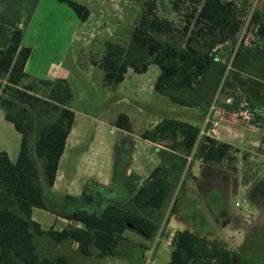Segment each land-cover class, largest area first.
<instances>
[{"label": "trees", "instance_id": "1", "mask_svg": "<svg viewBox=\"0 0 264 264\" xmlns=\"http://www.w3.org/2000/svg\"><path fill=\"white\" fill-rule=\"evenodd\" d=\"M59 1L65 2L80 20L88 18L89 11L84 5L73 0ZM185 1L191 15L180 19L183 21L179 36L173 35L177 31L174 21L154 13L155 1L149 0L148 9L130 30L128 44L106 43L98 63L103 70L104 85L121 82L128 68L143 73L149 65L155 64L159 74L154 90L174 103L194 104L186 100L184 91L195 92L218 57L220 45L228 46V50L232 48L233 38L244 28L248 12L244 5L232 0ZM247 26V30L252 29L255 48H264V13L251 12ZM158 34L166 35V39ZM22 37L20 29H13L9 44L0 49V109L4 119L20 135L15 162L0 150V264H70L63 255H42L38 239L43 236L54 243L77 242L84 255L94 246L100 256L113 253V247L123 239V232L130 229L127 224L134 227L130 230L154 238L173 193L182 184L184 156L195 149L203 161L220 162L227 155L229 144L207 136L199 137L200 129L189 123L162 119L140 137L151 142H168L169 148L180 154L169 153L175 158L177 169L171 162L168 168H155L140 185L127 180L124 196L93 181H88L77 196L51 194L73 125L72 93L64 79H37L26 75L24 67L30 48L21 45ZM199 38H205L204 47L198 44ZM179 40H183V44ZM246 51L248 49L233 53L232 66L234 59ZM231 54L228 51L227 55ZM221 69H226L224 63ZM230 94L233 103L224 105L228 111L236 108L245 96L244 91L241 95ZM245 99L249 104V99ZM113 124L126 129L128 118L120 113ZM33 208L51 212L80 227L67 225L59 231H44L31 218ZM215 238L213 232L177 230L171 239L168 264H211L212 261L233 264L231 251L215 243Z\"/></svg>", "mask_w": 264, "mask_h": 264}, {"label": "rangeland", "instance_id": "2", "mask_svg": "<svg viewBox=\"0 0 264 264\" xmlns=\"http://www.w3.org/2000/svg\"><path fill=\"white\" fill-rule=\"evenodd\" d=\"M90 1L92 2L91 15L86 23L88 32L92 28L94 38L89 39L85 44L75 45L79 54L78 70L73 72L66 81L72 93L70 107L75 113L74 130L71 135L74 137V147H71L70 142L67 143L59 160L58 181L51 190L56 194H73L79 189L81 179L92 172H99L108 178L111 176V172L115 170L116 166L113 165L114 160L113 164L111 163L110 157L115 144L121 142V131L113 126V121L119 113H128L133 121V129L137 131L147 128L150 122L148 118H152L151 114H166L158 111L161 104L157 99H163L170 103L166 95L153 89L154 81L159 74V68L155 64H151L143 73H135L128 69L121 82L110 86L104 85L103 70L98 64L107 42H115L124 46L128 44L130 30L142 13L148 9L149 0ZM101 1L104 4H101ZM154 1L153 12L172 19L177 30L173 35L179 36L183 21L180 19L184 15H191L188 2L185 0ZM258 7H261V3ZM52 14L58 18L56 8L52 9ZM249 15L248 13L245 17L242 31L233 38L231 53L249 50L250 47L255 48L252 44V29L247 30ZM158 36L166 39V35L164 37L163 34H158ZM204 39L199 38L198 40L201 47L205 46ZM179 41L181 44L184 42L183 40ZM227 47L220 45L218 55V57H225L223 63L226 65V69L224 71L221 69L220 73L219 62L216 59L213 60L204 78L205 89L210 88L219 80V87L214 94V96L217 95L218 102L225 95H230V92L241 95L244 91V99L247 97L250 101L264 106V49L240 53L234 59L232 66L233 54L227 55L229 51ZM169 115L172 116L171 113ZM254 116V122L259 123V130H253L237 123L232 109L229 110L227 118L238 124L235 128L244 135L243 146L238 148L229 145L228 153L221 162V168L229 169L228 179L235 177L239 185L245 187V196L242 195L238 198V202H242L244 207H249V202L251 203L254 197L264 194V142L261 141L257 149L252 152L245 151V148H251L248 140L264 139V113L257 110V114L254 113ZM164 142L163 144L166 145ZM141 143L142 141H139L136 144L138 154H142L140 152ZM19 147L20 135L4 119L3 110L0 109V150L8 154L11 162H15ZM115 161L117 165L118 161ZM114 173L115 171L113 175ZM222 173L224 179L226 174ZM113 185L115 192H118V187L115 186V183ZM243 206L239 210H243ZM261 206L264 210V204ZM241 216L244 219L240 220V218H234L235 215H231L232 223H229L228 220H225L226 223L217 221L221 230L230 231L240 224L243 229L234 233L233 236L227 234V238L222 233L213 232L216 234L214 242L225 245L231 251L235 263L240 259V264H264V229L249 227L254 221L252 214ZM32 218L39 222L42 228L59 227L53 224V215L45 210L33 208ZM124 232L127 244L124 243L121 249L118 248L120 254L124 256L114 260L117 261V264H149L145 260L148 253L143 257L139 242L145 243L150 249L152 264H168L172 246L167 243V238L149 239L130 229H126ZM48 241V238L45 237L38 239L39 245L47 247L41 248L44 252L49 255L56 254L54 249L48 248ZM66 254L69 260L76 264H82L84 261L79 255ZM97 257L93 252L88 260L92 264H98L100 261L98 262L99 257ZM211 264L215 263L212 261Z\"/></svg>", "mask_w": 264, "mask_h": 264}, {"label": "crops", "instance_id": "3", "mask_svg": "<svg viewBox=\"0 0 264 264\" xmlns=\"http://www.w3.org/2000/svg\"><path fill=\"white\" fill-rule=\"evenodd\" d=\"M73 1L84 5L88 9L89 16L86 20H80L65 2L59 0H0V49L6 48L9 44L11 31L13 29H20L23 33L21 45L30 48V54L24 67V71L29 78L51 80L64 79L67 81L68 77L78 70L79 54L78 48H75V45L78 43L85 44L89 39L91 40L94 38L92 28L89 30L90 32H88V25L86 23L91 15L90 7L92 2L90 0ZM232 1L238 5H244L249 14L253 11L264 13V0ZM260 3L261 7H258ZM101 4H104V2L101 1ZM55 8L58 11V18H55L54 14H52V9ZM231 49L232 48H230L229 51H231ZM254 49L264 48L250 47L248 51ZM224 58V56L216 58L219 62L220 73ZM204 78L195 92L190 94L184 91L185 93H183V95L186 96V100L193 101L194 104L192 105L177 104L170 99V103H167L163 99H157L161 104L158 111L166 114H151L152 118H148L150 122L147 128L137 131L134 130L131 116H129L128 113H123L128 118V127L126 129H121L115 126L121 131V142L115 144L110 157L111 163L113 164L114 160L113 165L116 166L115 170H113V172L115 171L114 175L113 172H111L109 178L99 172H92L90 175H85L80 181L79 189L71 195H79L84 185L88 181H93L102 187L112 190L119 196H124L127 193V180L132 179L134 184L140 185L143 180L149 177L150 173L155 168L164 166L168 168L171 162L174 166L177 165V169L178 164H176L175 158L169 156V153L180 155L179 152L172 151L169 148V143L166 141L164 142L166 145L163 144V141L151 142L141 138L140 134L145 130L153 129L162 119L183 121L200 129L205 118L206 102L214 96L220 83L218 80V82L213 84L210 88L205 89ZM248 101L251 110L256 113L257 110L264 113V106L250 100ZM70 109L72 110L71 107ZM169 113H171L172 116L169 115ZM236 125L238 126V124L225 115V119L221 122L218 130L219 134L217 141L238 148L241 145L243 146L242 139L244 135L235 128ZM73 130L74 124L66 138L65 146L70 142L71 147H74V137H71ZM199 137L202 136L199 135ZM139 141H142L140 152H142L143 155L138 154L136 144H138ZM248 141L250 142L251 148H245V151L252 152L257 149L261 141L264 142V139ZM184 157L186 163L182 169V177L180 180L182 184L173 193L166 214L154 238H167V243L171 245V239L175 232L181 229H189L202 234L207 232L222 233L224 237L227 238V234L233 236L234 233L236 234L237 231H242L241 229H243L241 224L235 226V228L230 231L227 229L221 230L219 228L220 226L217 225V221L226 223L225 220H228L230 221L229 223H232L231 215H235L234 218H240V220H242L244 217L241 215L252 214L254 216L252 217L254 221L253 223L251 222L249 227H262L264 229V210L261 206V204H264V194L256 196L252 200L250 199L252 202H249V207H244L242 202H239L240 206L236 207L234 203L238 202V198L242 195L245 196V187L239 185L235 177H232L230 180L228 179L229 175L227 173L229 169L221 168L222 160L220 162L203 161L202 158L196 155L195 149H193L191 154ZM115 160L118 161L117 165ZM222 172L226 174L224 179L222 178ZM113 179L116 180L113 181ZM57 181L58 176L56 173L53 186ZM114 183L115 186L118 187V192L114 190ZM51 190L52 188L50 189V193L53 195H63L53 193ZM176 195L177 199L175 200ZM242 206L243 210H239ZM51 214L54 217L53 224L59 227L47 229L42 228L40 225L41 229L44 231L49 229L59 231L67 225L80 227V224H74L53 213ZM32 220L34 219L32 218ZM188 222L189 224H187ZM124 235L125 232H123V239L119 240L113 247V253L111 255L100 256L98 250L94 248V246H90L89 254L84 255L80 252L77 242L65 240L60 243H54L46 236L43 237L49 240L48 248L54 249L56 254L49 255L44 252L41 248L47 247L39 245V242L38 247L42 255L52 257L63 255L70 264L76 263L69 260L66 253L79 255V257L84 260L82 264H92L89 262L90 260H88V258L93 255V252L99 257H97L98 262L100 261L98 264H117V261L114 260L123 258L124 256L120 254L119 249L122 248L124 243L127 244ZM138 245L141 248L142 254L144 249H149L143 242H139Z\"/></svg>", "mask_w": 264, "mask_h": 264}, {"label": "built area", "instance_id": "4", "mask_svg": "<svg viewBox=\"0 0 264 264\" xmlns=\"http://www.w3.org/2000/svg\"><path fill=\"white\" fill-rule=\"evenodd\" d=\"M217 95L213 96L206 105L205 118L202 123V126L199 130L200 136H207L209 138L218 139V130L221 125V122L225 119V115L228 114V110L224 107V105H231L233 103V96L225 95L222 97L221 101H217ZM233 116L236 119L237 123L249 127L253 130H258L259 123L254 122L255 116L253 110H251L249 104L245 99H241L237 104L236 108L232 110ZM234 205L236 207L240 206L239 202H235ZM247 216V215H246ZM148 253V257H146V263H152L150 260L151 251L150 249H144L143 257Z\"/></svg>", "mask_w": 264, "mask_h": 264}, {"label": "flooded vegetation", "instance_id": "5", "mask_svg": "<svg viewBox=\"0 0 264 264\" xmlns=\"http://www.w3.org/2000/svg\"><path fill=\"white\" fill-rule=\"evenodd\" d=\"M253 229H255V227H252ZM233 262V264H240V259H239V261H237L236 263L234 262V260L232 261Z\"/></svg>", "mask_w": 264, "mask_h": 264}, {"label": "water", "instance_id": "6", "mask_svg": "<svg viewBox=\"0 0 264 264\" xmlns=\"http://www.w3.org/2000/svg\"><path fill=\"white\" fill-rule=\"evenodd\" d=\"M127 227H129L130 229L134 228L132 225H129V224H127Z\"/></svg>", "mask_w": 264, "mask_h": 264}]
</instances>
